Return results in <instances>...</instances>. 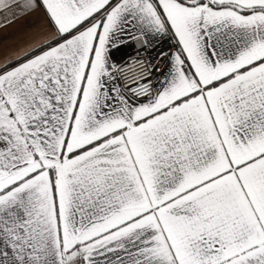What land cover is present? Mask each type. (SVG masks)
<instances>
[{"label": "snow or ice", "instance_id": "1", "mask_svg": "<svg viewBox=\"0 0 264 264\" xmlns=\"http://www.w3.org/2000/svg\"><path fill=\"white\" fill-rule=\"evenodd\" d=\"M41 9L0 62V264H264V0H0V29ZM134 32L176 46L138 104L104 80Z\"/></svg>", "mask_w": 264, "mask_h": 264}, {"label": "crops", "instance_id": "2", "mask_svg": "<svg viewBox=\"0 0 264 264\" xmlns=\"http://www.w3.org/2000/svg\"><path fill=\"white\" fill-rule=\"evenodd\" d=\"M43 21L44 13L41 9L27 17H21L14 23L0 29V62H2L3 59L9 55V53L15 52L18 48H22L26 43L30 42L35 32L39 31V26L43 24ZM133 34L140 36L139 43L137 40L132 39L129 35H123L120 37V39L125 42L121 43L119 47L121 45H125L126 43H129L128 46H125L122 49H118V47H111V45L109 46L107 55L109 72L112 78L109 79L108 77H104V80L106 81V87L118 89L120 94L123 95L129 101V103L138 104L141 101L146 102V100H136L124 93L116 76L115 65L122 62L129 56L140 54L145 49H149L150 58L155 60L161 53L170 48L173 43L175 44V41L170 39L168 36L145 37L141 36L138 32H134ZM145 39L148 40L147 44L143 43ZM169 70L170 61L164 67L156 89L161 87V81ZM112 94L115 96V92Z\"/></svg>", "mask_w": 264, "mask_h": 264}, {"label": "built area", "instance_id": "3", "mask_svg": "<svg viewBox=\"0 0 264 264\" xmlns=\"http://www.w3.org/2000/svg\"><path fill=\"white\" fill-rule=\"evenodd\" d=\"M175 50L176 46L173 43L170 48L152 60L149 49H145L140 54L129 56L116 64V76L124 93L136 100L150 99L157 88L164 67Z\"/></svg>", "mask_w": 264, "mask_h": 264}, {"label": "water", "instance_id": "4", "mask_svg": "<svg viewBox=\"0 0 264 264\" xmlns=\"http://www.w3.org/2000/svg\"><path fill=\"white\" fill-rule=\"evenodd\" d=\"M129 45V43H126L125 45H121L120 47H118V49H122V48H124L125 46H128Z\"/></svg>", "mask_w": 264, "mask_h": 264}]
</instances>
